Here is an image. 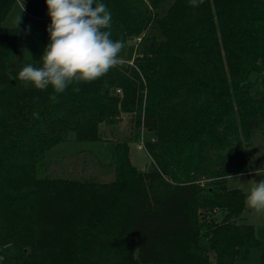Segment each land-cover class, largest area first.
Wrapping results in <instances>:
<instances>
[{
    "label": "trees",
    "instance_id": "1",
    "mask_svg": "<svg viewBox=\"0 0 264 264\" xmlns=\"http://www.w3.org/2000/svg\"><path fill=\"white\" fill-rule=\"evenodd\" d=\"M14 1L32 16L48 11L45 0H0L2 264H237L253 249L264 264V238L243 215L247 192L228 187L264 132V0H99L111 38L140 37L138 50L58 102L50 86L16 78L25 63L41 66L50 21L27 57L21 28L2 25ZM121 113L152 131L148 167L131 162L127 139L108 144L109 181L38 175L70 132L108 140L100 125Z\"/></svg>",
    "mask_w": 264,
    "mask_h": 264
},
{
    "label": "rangeland",
    "instance_id": "2",
    "mask_svg": "<svg viewBox=\"0 0 264 264\" xmlns=\"http://www.w3.org/2000/svg\"><path fill=\"white\" fill-rule=\"evenodd\" d=\"M225 1L227 0H219V2ZM19 17L20 22L17 24ZM49 21L48 11L32 16L26 13L19 2L14 1L2 25L21 28L19 45L27 57H32L37 54L44 25ZM140 41V37H132L124 42V48L120 53L121 61L129 64L133 62ZM100 128L101 135L108 140L78 141L70 132L65 141L57 143L45 152L38 175L109 181L113 178V162L108 144L115 140L127 139L131 140L129 144L131 162L138 169L148 167L150 159L143 149V143L153 138L152 131L145 127H134L130 115L125 113H121L116 124L108 126L101 124ZM251 142V147L245 150V153L251 156L250 168L244 174L229 177L228 187L230 188H240L248 192L253 181L264 179V132L256 130ZM243 215L245 221L254 226L256 236L263 239L264 213H257L246 204ZM259 259L260 250L253 249L247 259H238L237 264H259ZM0 264H2L1 258Z\"/></svg>",
    "mask_w": 264,
    "mask_h": 264
},
{
    "label": "clouds",
    "instance_id": "3",
    "mask_svg": "<svg viewBox=\"0 0 264 264\" xmlns=\"http://www.w3.org/2000/svg\"><path fill=\"white\" fill-rule=\"evenodd\" d=\"M202 2L190 0L192 6ZM45 4L50 18L46 29L49 42L40 57L41 66L25 63L16 78L42 91L50 86V99L58 102L57 94L69 85L95 81L118 66L124 43L111 38V13L99 0H45ZM33 116L38 119L39 113ZM245 202L257 213H264V179L253 181Z\"/></svg>",
    "mask_w": 264,
    "mask_h": 264
},
{
    "label": "crops",
    "instance_id": "4",
    "mask_svg": "<svg viewBox=\"0 0 264 264\" xmlns=\"http://www.w3.org/2000/svg\"><path fill=\"white\" fill-rule=\"evenodd\" d=\"M229 178V177H228Z\"/></svg>",
    "mask_w": 264,
    "mask_h": 264
}]
</instances>
